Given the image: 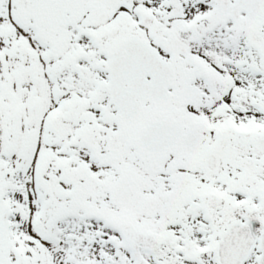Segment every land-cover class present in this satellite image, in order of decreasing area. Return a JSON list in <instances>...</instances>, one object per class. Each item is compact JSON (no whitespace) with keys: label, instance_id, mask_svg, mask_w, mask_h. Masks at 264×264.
Returning <instances> with one entry per match:
<instances>
[{"label":"snow or ice","instance_id":"snow-or-ice-1","mask_svg":"<svg viewBox=\"0 0 264 264\" xmlns=\"http://www.w3.org/2000/svg\"><path fill=\"white\" fill-rule=\"evenodd\" d=\"M0 264H264V0H0Z\"/></svg>","mask_w":264,"mask_h":264}]
</instances>
